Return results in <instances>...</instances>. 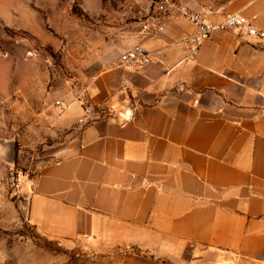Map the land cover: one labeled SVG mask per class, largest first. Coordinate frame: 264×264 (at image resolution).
Masks as SVG:
<instances>
[{"label":"crops","instance_id":"1","mask_svg":"<svg viewBox=\"0 0 264 264\" xmlns=\"http://www.w3.org/2000/svg\"><path fill=\"white\" fill-rule=\"evenodd\" d=\"M188 5L264 31V0ZM195 32L177 12L163 33L141 30L152 62L107 72L87 123L79 105L57 122L58 158L23 190L40 233L126 249L122 264H264V38L218 31L189 59Z\"/></svg>","mask_w":264,"mask_h":264},{"label":"rangeland","instance_id":"2","mask_svg":"<svg viewBox=\"0 0 264 264\" xmlns=\"http://www.w3.org/2000/svg\"><path fill=\"white\" fill-rule=\"evenodd\" d=\"M194 1L0 0V264H122L126 249L44 236L29 222L23 190L66 140L57 122L74 112L56 101L79 96L95 111L104 75L157 6Z\"/></svg>","mask_w":264,"mask_h":264},{"label":"built area","instance_id":"3","mask_svg":"<svg viewBox=\"0 0 264 264\" xmlns=\"http://www.w3.org/2000/svg\"><path fill=\"white\" fill-rule=\"evenodd\" d=\"M176 12L196 28L194 34H184L181 40L190 50L189 59L196 58L200 53L202 44L206 40L212 38L218 31L242 28L253 36L264 38V31L258 29L245 15L231 13L221 22H214L207 19L203 13L193 11L186 6L174 2H161L157 6V14L143 23L142 32L145 35H158L163 33L168 26L169 17L172 13ZM152 60V53L148 51L141 42H137L121 54L118 65L129 72H134L146 68ZM129 84L130 83H127V86H129ZM179 89L183 91L184 87L180 86ZM73 105H79L83 109V116L79 119L80 123L85 124L93 117V107L79 96L69 105L63 100H57L55 103V106L62 111L68 110ZM17 185L19 186V184Z\"/></svg>","mask_w":264,"mask_h":264}]
</instances>
